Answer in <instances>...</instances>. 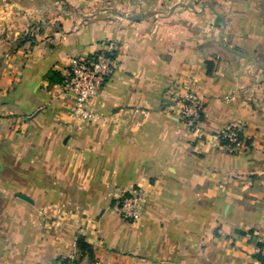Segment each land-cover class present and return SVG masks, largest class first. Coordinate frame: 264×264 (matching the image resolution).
Masks as SVG:
<instances>
[{
  "label": "crops",
  "instance_id": "obj_1",
  "mask_svg": "<svg viewBox=\"0 0 264 264\" xmlns=\"http://www.w3.org/2000/svg\"><path fill=\"white\" fill-rule=\"evenodd\" d=\"M107 49L75 118L46 76ZM231 127L249 150H223ZM137 187L144 215L123 222ZM263 240L264 0H0V264H261Z\"/></svg>",
  "mask_w": 264,
  "mask_h": 264
},
{
  "label": "built area",
  "instance_id": "obj_2",
  "mask_svg": "<svg viewBox=\"0 0 264 264\" xmlns=\"http://www.w3.org/2000/svg\"><path fill=\"white\" fill-rule=\"evenodd\" d=\"M113 51L107 49L97 55L69 61L63 74L61 83L63 97L70 99L71 115L75 118L87 120L90 118L86 106L100 92L111 75L114 62L109 58ZM175 115L177 119L191 132L197 131L202 119L205 102L198 94L187 90L181 96H176ZM223 150L227 154L245 152L253 146L249 138H244L239 128L231 127L220 135ZM146 194L142 188H133L116 198L113 209L118 217L127 223L139 222L145 209ZM257 254L264 264V240L261 241ZM58 264H85L80 257L71 255ZM94 264H100L95 262Z\"/></svg>",
  "mask_w": 264,
  "mask_h": 264
},
{
  "label": "trees",
  "instance_id": "obj_3",
  "mask_svg": "<svg viewBox=\"0 0 264 264\" xmlns=\"http://www.w3.org/2000/svg\"><path fill=\"white\" fill-rule=\"evenodd\" d=\"M109 58L112 59V61L114 62V54L113 52L109 55ZM47 80L51 83H58L61 84L63 81V77L60 75V73L56 72V71H51L47 74L46 76ZM78 246L81 252H85V250L87 249V246L82 243V242H78ZM87 251V250H86ZM262 263V260H261Z\"/></svg>",
  "mask_w": 264,
  "mask_h": 264
},
{
  "label": "water",
  "instance_id": "obj_4",
  "mask_svg": "<svg viewBox=\"0 0 264 264\" xmlns=\"http://www.w3.org/2000/svg\"><path fill=\"white\" fill-rule=\"evenodd\" d=\"M22 199L29 201L26 197L20 196Z\"/></svg>",
  "mask_w": 264,
  "mask_h": 264
}]
</instances>
